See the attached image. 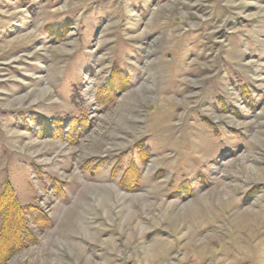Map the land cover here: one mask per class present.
Instances as JSON below:
<instances>
[{
  "label": "rangeland",
  "instance_id": "1",
  "mask_svg": "<svg viewBox=\"0 0 264 264\" xmlns=\"http://www.w3.org/2000/svg\"><path fill=\"white\" fill-rule=\"evenodd\" d=\"M1 195L0 264H264V0H0Z\"/></svg>",
  "mask_w": 264,
  "mask_h": 264
},
{
  "label": "trees",
  "instance_id": "2",
  "mask_svg": "<svg viewBox=\"0 0 264 264\" xmlns=\"http://www.w3.org/2000/svg\"><path fill=\"white\" fill-rule=\"evenodd\" d=\"M8 196L1 195L0 201L4 200ZM29 210H30V208H27L26 207V208L23 209V211L21 210V212H24L26 215H29L30 216L31 213L29 212ZM42 219L44 221H46V218L45 217H42ZM21 238H22V235L17 234V233L15 234V236L10 240V243L7 246V248L3 251L2 256L0 257V262L5 261L7 259V257H9L18 248V246L21 243ZM29 240L30 241H33L32 239H30V235H29ZM0 241L1 242H5L1 238H0Z\"/></svg>",
  "mask_w": 264,
  "mask_h": 264
},
{
  "label": "bare ground",
  "instance_id": "3",
  "mask_svg": "<svg viewBox=\"0 0 264 264\" xmlns=\"http://www.w3.org/2000/svg\"><path fill=\"white\" fill-rule=\"evenodd\" d=\"M156 15H157V14H156ZM156 15H155V16H156ZM44 90H45V89H44ZM42 92H43V91H42Z\"/></svg>",
  "mask_w": 264,
  "mask_h": 264
}]
</instances>
